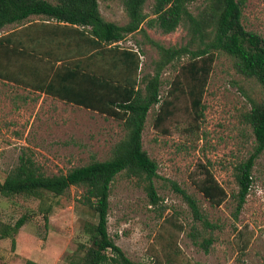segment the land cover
Instances as JSON below:
<instances>
[{"label": "rangeland", "instance_id": "1", "mask_svg": "<svg viewBox=\"0 0 264 264\" xmlns=\"http://www.w3.org/2000/svg\"><path fill=\"white\" fill-rule=\"evenodd\" d=\"M240 1L246 30L264 39V0ZM116 3L120 5L117 19L124 25L128 22L125 9L119 0ZM205 3L198 0L190 6V11L197 15ZM154 4L155 0H147L146 14L152 15ZM148 33L167 48H180L191 40L185 25L167 35L159 29H148ZM137 44L142 53V74H154L159 50L140 33L128 36L121 43L126 48H135ZM216 55L203 99L204 120L200 123L195 120L190 98L182 88L173 85L178 66L188 58L176 61L162 74L161 101L173 102L172 115L156 126L161 104L153 107L143 133V148L159 166L160 178L155 183L162 198L160 205H150L137 178L122 173L112 184L109 233L134 262H264V153L256 163L250 195L237 218L239 187L234 176L235 166L253 151L254 137L245 122V114L253 101H264V89L255 80L240 75L226 54ZM16 90L15 84L0 81V182L18 166L21 156L34 160L49 176L67 174L93 161L110 160L116 144L126 138L127 131L121 121L65 103L50 104L48 98L40 105H31L29 97L22 105ZM42 94L46 95L34 93L37 102L33 103L41 101ZM203 165L211 169L228 192V199L221 207L212 206L195 185L203 178ZM173 183L192 196L205 218L217 227L207 228L196 220ZM83 194L84 189L72 187L64 196L44 203L35 198H8L0 194V235L21 218H27L15 235L16 246L13 247L11 238L0 240V264H26L27 260L38 264H73V259L82 255L83 246L89 245L84 224L96 222L93 211L82 203ZM51 206L52 212L47 214ZM209 238L214 243L206 252L201 243Z\"/></svg>", "mask_w": 264, "mask_h": 264}, {"label": "trees", "instance_id": "2", "mask_svg": "<svg viewBox=\"0 0 264 264\" xmlns=\"http://www.w3.org/2000/svg\"><path fill=\"white\" fill-rule=\"evenodd\" d=\"M128 18L124 25L106 21L98 0H0V32L10 25H22L30 17H42L39 23L27 28L37 34L32 46H25L23 35L10 33L0 38V81L31 88L66 104L78 106L124 124L126 138L116 144L114 155L107 161H93L70 170L67 174L47 175L37 163L21 156L18 166L3 182L0 194L11 198L23 196L42 203L64 196L72 187L84 189L82 203L93 211L96 222H86L84 233L89 245L73 264H143L130 260L109 233L110 197L112 184L118 175L137 178L143 186L150 205L159 206L162 198L155 181L160 178L159 166L143 148V133L150 110L160 105L156 126L172 115V101H161L162 74L176 61L180 64L173 85L182 88L190 100L195 120H204L203 102L216 53L230 57L236 71L253 79L264 89V39L246 30L243 25V2L240 0H205V7L197 15L190 6L198 0H155L152 15L144 11L147 0H120ZM153 16V17H151ZM51 19L69 31L64 55L51 54L49 40ZM42 21V22H41ZM144 24L147 26L144 27ZM185 25L191 35L186 46L165 47L153 40L148 29L163 34L174 33ZM140 33L159 50L154 74H142V53L121 45L130 35ZM199 44L196 49L194 46ZM51 45V42H50ZM62 47L61 42H53ZM43 49H47L43 51ZM172 91L169 90V94ZM251 127L254 147L250 156L237 164L234 176L239 187L235 217L244 208L250 195L257 161L264 153V101L252 102L245 114ZM202 180L195 183L198 190L214 207H221L228 192L206 165L201 166ZM175 191L189 204L193 216L207 228H214L203 215L196 200L176 183ZM52 212V206L46 211ZM48 221V215H46ZM23 217L0 240L12 239L26 224ZM212 238L204 239L201 247L209 252ZM26 264H38L27 260ZM264 264V262L262 263Z\"/></svg>", "mask_w": 264, "mask_h": 264}, {"label": "crops", "instance_id": "3", "mask_svg": "<svg viewBox=\"0 0 264 264\" xmlns=\"http://www.w3.org/2000/svg\"><path fill=\"white\" fill-rule=\"evenodd\" d=\"M51 1V3H55L54 0H49ZM117 0H98V4H99V9H100V12L103 16V18L108 21V22H111V23H115V24H118V25H121V23L119 22V20L117 19V14L119 12V9H120V5L119 3H116ZM120 1V0H119ZM121 2V1H120ZM122 3V2H121ZM123 4V3H122ZM124 7V5H123ZM126 13V12H125ZM126 15V14H125ZM42 17H36V16H33V17H30L27 21H25L22 25H10L6 28H4L3 30H1L0 32V38L5 36V35H8L10 33H18L20 36L23 35V39H24V45L25 46H32L34 44L33 42V39L35 38V40L37 39V34L34 33L33 31H29L27 30V28H30V26H33L35 23H39L40 22V19ZM128 19V18H127ZM42 22V21H41ZM47 23H50L51 24V36H49L48 38H51L48 42L49 44L47 46H50L51 48H48V49H51V54L53 56H61V55H64L68 50H66V47L64 45V42L66 39H68V35H69V31H66L64 29H57L56 27H58L57 25H61V26H64L63 23H57V21L51 19V22L47 21ZM33 27H37V26H33ZM127 39V38H126ZM50 42H51V45H50ZM53 42H61L62 44V47L59 48V47H55L53 45ZM137 46V45H136ZM135 46V48H137ZM47 49H43V51H46ZM4 84H7V85H11V86H14V84L12 83H8L6 81H3ZM15 87L17 88L16 90V97H19V102L20 104H24V99L26 100L27 102V99L29 97H31L30 99V103L31 105L34 104H38L40 105L41 102L44 101L45 98H48L49 100V103L50 104H54V103H65L63 101H60L58 99H55L53 97H49V96H46V95H43L41 101H39L38 103H33L34 102H37L36 98H34V93L35 94H40L38 92H34L32 90H27L25 88H22L20 86H17L15 85ZM23 93H25V95L23 96ZM9 94V93H7ZM10 95V94H9ZM19 95V96H18ZM66 104V103H65ZM69 105V104H68ZM70 106H73V105H70ZM74 107H77V108H80V109H84V108H81V107H78V106H74ZM18 111L20 109H17ZM84 110H87V109H84ZM90 111V110H88ZM91 112V111H90Z\"/></svg>", "mask_w": 264, "mask_h": 264}]
</instances>
